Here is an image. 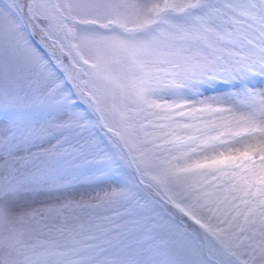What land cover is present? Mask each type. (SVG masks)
Instances as JSON below:
<instances>
[{"label": "snow or ice", "instance_id": "1", "mask_svg": "<svg viewBox=\"0 0 264 264\" xmlns=\"http://www.w3.org/2000/svg\"><path fill=\"white\" fill-rule=\"evenodd\" d=\"M0 264H264V0H0Z\"/></svg>", "mask_w": 264, "mask_h": 264}]
</instances>
